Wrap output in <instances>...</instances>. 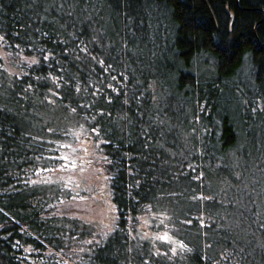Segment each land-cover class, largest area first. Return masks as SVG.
Masks as SVG:
<instances>
[{"label":"trees","instance_id":"trees-1","mask_svg":"<svg viewBox=\"0 0 264 264\" xmlns=\"http://www.w3.org/2000/svg\"><path fill=\"white\" fill-rule=\"evenodd\" d=\"M0 44V264H264V0H0ZM70 117L104 154L105 235L37 181ZM159 211L185 257L139 237Z\"/></svg>","mask_w":264,"mask_h":264},{"label":"rangeland","instance_id":"rangeland-1","mask_svg":"<svg viewBox=\"0 0 264 264\" xmlns=\"http://www.w3.org/2000/svg\"><path fill=\"white\" fill-rule=\"evenodd\" d=\"M0 54L4 56L7 67L16 70V60L1 44ZM67 123L71 124L67 126L71 135L60 142L62 162L55 167L45 166L37 181L63 187L61 192L66 195L60 204L55 205V212L92 223L105 235L114 228L117 213L104 154L84 119L70 117ZM154 222L158 223V228L152 225ZM171 223L169 216L162 211L147 212L138 220L139 237L147 241L153 253L163 254L165 261L183 258L191 248L185 238L178 236Z\"/></svg>","mask_w":264,"mask_h":264}]
</instances>
